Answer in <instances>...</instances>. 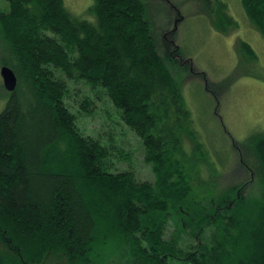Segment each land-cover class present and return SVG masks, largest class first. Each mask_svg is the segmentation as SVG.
<instances>
[{
	"label": "trees",
	"instance_id": "trees-1",
	"mask_svg": "<svg viewBox=\"0 0 264 264\" xmlns=\"http://www.w3.org/2000/svg\"><path fill=\"white\" fill-rule=\"evenodd\" d=\"M7 1L0 30L15 64L3 66L18 85L0 112V264H264V132L244 145L259 196H243L242 186L214 191L201 164L217 171L159 53L147 4L93 0L92 23L64 0ZM210 2L218 32L238 29L225 2ZM241 2L264 40V0ZM177 31L165 33L173 55ZM238 44L244 61L258 60ZM81 85L102 92L141 140L154 182L119 170L115 160L129 158L112 139L80 129L69 101ZM90 92L77 104L86 116L97 107Z\"/></svg>",
	"mask_w": 264,
	"mask_h": 264
},
{
	"label": "rangeland",
	"instance_id": "rangeland-1",
	"mask_svg": "<svg viewBox=\"0 0 264 264\" xmlns=\"http://www.w3.org/2000/svg\"><path fill=\"white\" fill-rule=\"evenodd\" d=\"M143 1L148 7L159 53L174 77L181 81L195 130L217 171L216 177L206 164H201L205 179L211 185H217L216 192L242 186L239 189L243 196H259L257 162L244 145L254 131L264 132V40L246 16L241 0H220L227 4L229 14L238 23V29L227 35L212 26L209 11L216 5L209 1L213 0ZM64 3L74 15L96 23V16L91 11L93 0H64ZM9 11L8 1L0 0V13ZM180 16L182 21H178ZM176 24V44L180 54L173 55L170 51L174 46L167 42L165 33ZM238 40L248 43L256 52L258 60L255 63L244 61ZM4 60H9L12 66L15 64L0 30V112L10 93L1 77ZM76 88L69 104L78 115L80 129L104 141L112 139V143L129 158L115 160L119 170H132L138 181L154 182L151 166L144 161L141 140L119 120L103 93L90 92L82 85ZM82 91L96 97L97 107L92 116L79 113L77 104L82 100ZM187 148L192 150L190 142ZM56 263L50 258L46 264ZM115 264L123 263L118 259Z\"/></svg>",
	"mask_w": 264,
	"mask_h": 264
},
{
	"label": "water",
	"instance_id": "water-1",
	"mask_svg": "<svg viewBox=\"0 0 264 264\" xmlns=\"http://www.w3.org/2000/svg\"><path fill=\"white\" fill-rule=\"evenodd\" d=\"M1 77L3 79L5 89L10 93L15 92L18 85V77L16 73L10 67L3 66L1 69Z\"/></svg>",
	"mask_w": 264,
	"mask_h": 264
}]
</instances>
